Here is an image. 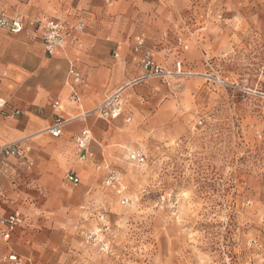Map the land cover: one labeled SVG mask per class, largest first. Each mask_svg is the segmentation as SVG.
Masks as SVG:
<instances>
[{
	"label": "rangeland",
	"instance_id": "374dc122",
	"mask_svg": "<svg viewBox=\"0 0 264 264\" xmlns=\"http://www.w3.org/2000/svg\"><path fill=\"white\" fill-rule=\"evenodd\" d=\"M186 1L156 14L163 73L141 66L101 98L123 88L131 121L92 111L119 138L82 264H264V0Z\"/></svg>",
	"mask_w": 264,
	"mask_h": 264
},
{
	"label": "crops",
	"instance_id": "0c3cea01",
	"mask_svg": "<svg viewBox=\"0 0 264 264\" xmlns=\"http://www.w3.org/2000/svg\"><path fill=\"white\" fill-rule=\"evenodd\" d=\"M186 2L0 0V13L19 15L25 31L11 35L0 30V110L21 113L0 115V146L15 144L21 153L19 157L0 154V215L15 213L23 218L9 241L0 237V254H14L30 264L85 261L86 220H95L97 208L95 168L110 166L107 156L119 138L116 128L111 129L114 125L99 132L92 111L126 75L141 73V56L132 52L137 40L143 39L154 57L152 35L162 27L156 14L172 4L184 7ZM31 20L69 26L82 22L85 27L75 41L50 57L40 35L28 26ZM31 31L36 42L28 39ZM70 65L81 74L79 85L68 83ZM73 90L80 97L79 105L69 100ZM54 102H60L59 109L51 108ZM126 111L124 106L117 118L129 123L131 115ZM57 116L64 121L62 135L52 138L48 129ZM84 127L94 135L86 162L78 159L72 141ZM71 173L79 184L65 180Z\"/></svg>",
	"mask_w": 264,
	"mask_h": 264
},
{
	"label": "built area",
	"instance_id": "2783aa9c",
	"mask_svg": "<svg viewBox=\"0 0 264 264\" xmlns=\"http://www.w3.org/2000/svg\"><path fill=\"white\" fill-rule=\"evenodd\" d=\"M112 0H104L105 4H109ZM28 26L41 37V43L44 51L48 56H53L58 49H62L68 41L76 40L77 34L85 27V24L80 22L76 25L69 26L64 23L53 20H31ZM0 29L11 35H18L23 32L24 25L19 15H8L5 12L0 13ZM187 47L184 46V49ZM132 52L135 55L141 56V66L145 71H150L151 75H159L163 73V69L156 64L148 50L145 48L143 39H139L132 47ZM180 66V64L178 65ZM68 83L71 86H76L81 83V74L74 65H70L67 72ZM123 89V88H122ZM122 89L113 91L106 95L102 103L98 106L96 114L100 119L108 121L122 114L124 108V100ZM69 100L76 105L80 104L79 95L73 90L69 96ZM53 110L60 108V102L51 104ZM9 114L20 115L18 110L10 111L9 109L0 110V115L8 116ZM129 121V120H127ZM64 121L60 117L54 119V123L48 129V133L52 138H59L62 135ZM91 141V132L88 128H83L78 135L74 136L73 142L79 153L78 159L82 162L86 161L89 156V143ZM0 154L4 157H19L21 156L20 149L15 145L0 146ZM131 162H142L143 157L140 153L131 152L128 155ZM65 180L72 185L79 184V179L74 174L65 176ZM117 181L116 174L113 170H108L106 185H112ZM23 225V218L15 213L0 215V237L6 242L9 241L13 231ZM89 237L88 239H91ZM0 264H30L18 258L14 254H0Z\"/></svg>",
	"mask_w": 264,
	"mask_h": 264
}]
</instances>
